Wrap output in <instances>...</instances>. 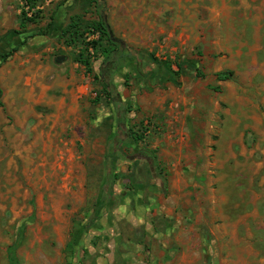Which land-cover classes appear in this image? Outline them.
<instances>
[{"label": "rangeland", "instance_id": "obj_1", "mask_svg": "<svg viewBox=\"0 0 264 264\" xmlns=\"http://www.w3.org/2000/svg\"><path fill=\"white\" fill-rule=\"evenodd\" d=\"M63 1L0 0V264H93L116 180L153 211L152 163L185 264H264V0H99L134 54L106 79L97 4Z\"/></svg>", "mask_w": 264, "mask_h": 264}, {"label": "crops", "instance_id": "obj_2", "mask_svg": "<svg viewBox=\"0 0 264 264\" xmlns=\"http://www.w3.org/2000/svg\"><path fill=\"white\" fill-rule=\"evenodd\" d=\"M186 170L180 172L181 176ZM156 177L159 180V175ZM168 187L167 183L166 195L156 185L151 187L148 198L151 202L145 206L153 211L145 213L141 204L142 190L138 187L136 191L121 193L115 181L112 193H108L113 204L90 227L94 233L103 231L100 253L93 264H185L186 217L180 213V207L186 208L187 198L180 188L177 193L174 190L170 193ZM119 197L124 201L117 204ZM135 199L138 208L133 209L128 201ZM127 224L131 230L126 233L122 225ZM198 258L201 259L200 255Z\"/></svg>", "mask_w": 264, "mask_h": 264}, {"label": "trees", "instance_id": "obj_3", "mask_svg": "<svg viewBox=\"0 0 264 264\" xmlns=\"http://www.w3.org/2000/svg\"><path fill=\"white\" fill-rule=\"evenodd\" d=\"M34 1L35 0H29L30 3L34 2ZM64 1H67V0H64ZM94 2L97 4V7L99 9L98 20L96 22H94L93 24H91L90 29L92 30L93 33L99 34V37H98V39L91 41L89 43V46L93 47L94 50H97L101 53V55L104 58L103 64L105 66V65H108L109 60L113 59L114 55L117 54V52H118L117 43H121L124 47H126V46L124 45V43L120 39L115 37L113 31L111 30L110 26L106 22L104 14L101 12V8H103L102 3H99V0H94ZM62 4L63 3H60L58 6H60ZM25 20L27 22H32L33 19H25ZM63 33H66V30H63ZM74 33H76V32H74ZM41 35H46V32L41 33ZM27 39L28 38L26 37L20 44L21 45L24 44L27 41ZM101 41L105 42V44H106L105 47H101V44H100ZM18 47L19 46L13 47L8 53L1 55L0 58L3 61L10 58L13 55V53H15L18 50ZM128 61L129 62L133 61V58L129 57ZM83 63L86 66V68L90 70L89 64L86 61H84ZM102 67H103V65H102ZM103 76H104V79H106V76L105 75H103ZM225 78H226V76L221 77V78H220V76H218L219 81H224ZM1 96H2V90L0 89V107H3V103L1 101ZM115 96L117 97L116 94H115ZM115 96L113 95L112 92H109L108 95H106V98L109 99L112 103H114V102L116 103L117 100H116ZM131 138L135 144L140 140V136L135 135L134 133H132ZM151 159L154 160V157H151ZM152 166L155 167L157 176L159 175V180H161V183H162L161 191L163 194L166 195V179L164 177H162V170L159 169L157 167V165L154 163H152ZM14 252H15V250L12 247H10V246L7 247V254L9 255V259L11 261L16 259Z\"/></svg>", "mask_w": 264, "mask_h": 264}, {"label": "flooded vegetation", "instance_id": "obj_4", "mask_svg": "<svg viewBox=\"0 0 264 264\" xmlns=\"http://www.w3.org/2000/svg\"><path fill=\"white\" fill-rule=\"evenodd\" d=\"M118 45V52L117 54L114 55V64L113 65H105L103 64V67H102V71H103V75L105 74H112L115 70V69H120V64L118 63L120 61V59H124V60H127L128 61V58L129 57H134V54L127 48V47H124L121 43H117ZM117 62V64H116ZM141 64H144L143 62H141ZM117 67V68H116ZM105 73V74H104ZM145 159L149 160L151 158V156L149 155H146L144 156Z\"/></svg>", "mask_w": 264, "mask_h": 264}, {"label": "built area", "instance_id": "obj_5", "mask_svg": "<svg viewBox=\"0 0 264 264\" xmlns=\"http://www.w3.org/2000/svg\"><path fill=\"white\" fill-rule=\"evenodd\" d=\"M26 4V2H24Z\"/></svg>", "mask_w": 264, "mask_h": 264}]
</instances>
